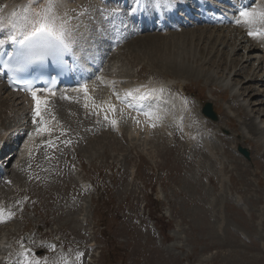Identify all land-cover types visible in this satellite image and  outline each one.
I'll return each mask as SVG.
<instances>
[{
    "label": "rangeland",
    "instance_id": "1",
    "mask_svg": "<svg viewBox=\"0 0 264 264\" xmlns=\"http://www.w3.org/2000/svg\"><path fill=\"white\" fill-rule=\"evenodd\" d=\"M78 1L70 0L72 5ZM59 4L65 9L64 2L59 0ZM192 29L201 37L195 36L185 49L171 47L167 57H159L158 45L153 49L147 42L160 34L144 33L127 43L112 61L123 78L169 81L170 92L189 101L184 113L193 114L198 123L195 128L208 131L226 174L210 162L214 160L200 154V144L187 148V142L178 137L132 133L127 134L128 140L119 141L114 135L88 133L84 140L79 133V140L71 146L73 152L42 158L44 170L35 172L33 164L32 170L26 164L9 174L16 183L27 179L25 189L31 199L29 210L14 216L4 229L27 230V244L40 254L42 264H264V82L261 76L248 82L252 75L248 68L253 63L264 69V62H259L264 53H253L247 67L238 72L241 58L246 56L244 45L251 42L231 51L229 44L239 28ZM181 32L176 33L180 36ZM217 35L224 42L217 45L216 54L210 42ZM199 48L205 54H198ZM0 90L2 136L12 123L5 120L6 101L18 102L20 113L24 105L3 86ZM251 98L254 107L247 106ZM168 100L174 108L176 103ZM202 101L212 104L216 122L201 115ZM249 121L256 130L250 128ZM238 146L246 149L249 157L241 155ZM98 164L116 168L101 172L98 187L106 182L108 188L97 200L95 195L102 188L79 194L71 174L78 169L79 181L88 173V166ZM134 167L137 178L136 174L133 178ZM127 170L132 172L130 178ZM220 172L224 174L222 183L217 179ZM88 241L93 248H88ZM20 255L12 256L6 264H36L29 251Z\"/></svg>",
    "mask_w": 264,
    "mask_h": 264
},
{
    "label": "snow or ice",
    "instance_id": "2",
    "mask_svg": "<svg viewBox=\"0 0 264 264\" xmlns=\"http://www.w3.org/2000/svg\"><path fill=\"white\" fill-rule=\"evenodd\" d=\"M38 2V0H36ZM59 0H45L44 5L36 12L30 13V5L25 6L22 22L9 20L7 25L0 21V31L7 29V35L4 39H0V49L6 45L13 46V51L7 52V59L0 58V67L6 72L13 73L19 78V74L25 73L33 66H44L51 60L54 64L62 63L66 53H72L73 46L76 44L75 28L71 24L72 17H69L65 12L63 15H58L56 8ZM163 6V2H161ZM16 16L14 12L12 14ZM236 25H243L247 29V35L253 38H264V4H256L251 7H241L238 9L237 17L234 21ZM101 79L97 77V80ZM55 84V79L51 81ZM20 91H28L33 101L32 108V123L35 127V134H51L52 129L49 127L50 121L46 119L45 113L48 112L49 101L47 96H42L40 93L55 95L52 87L36 89L33 87V82L25 79L24 87L18 88ZM84 94V107H89V101L92 102V107L106 109V112H115V105L103 102L100 105L95 104L94 98L89 96V90L86 83L79 85L77 89ZM155 89L149 90L146 94L141 93L140 89L127 91L125 97L139 98L141 100L149 99L155 93ZM162 91V90H161ZM136 94H139L138 97ZM117 100H120V95L113 92ZM68 99V97H64ZM150 119L151 112L144 113ZM105 120H108L105 114ZM158 118V117H157ZM55 121V117H52ZM113 127L117 125V121L112 119L109 121ZM155 127V125H151ZM63 135V133H61ZM29 139H32L33 133L28 134ZM48 147H53V141L46 142ZM66 143H71L67 141ZM11 216V213H8ZM4 212L0 209V222ZM27 264V262H24Z\"/></svg>",
    "mask_w": 264,
    "mask_h": 264
},
{
    "label": "bare ground",
    "instance_id": "3",
    "mask_svg": "<svg viewBox=\"0 0 264 264\" xmlns=\"http://www.w3.org/2000/svg\"><path fill=\"white\" fill-rule=\"evenodd\" d=\"M261 4H264V0H262V2H261ZM57 6H60V4L58 3V5ZM61 9L63 10H61L62 12H64V9L61 7ZM18 11L19 12H23V10L22 9H20V8H18ZM58 15H61V13H57ZM6 22H8L7 21V19H5L4 21H2V23L4 24V25H7L8 23H6ZM72 24V23H71ZM197 28H202V27H197ZM232 29H235V28H232ZM221 30H225V29H221ZM182 32H181V35L179 36V35H177V33H171L170 35H169V38H166V37H159L158 35H156V36H152V37H150L148 40H147V42L148 43H150L151 44V48H153L154 46L156 47L157 45V48H158V51H159V53H158V56L159 57H167V55H168V51L167 50H169L171 47H173V48H177V51H179L180 49H185L186 48V44H187V42L188 43H190V42H192L193 41V39H194V37L195 36H197V37H201V34H199V33H196L195 31H194V29H190V30H181ZM227 31V30H226ZM229 31V30H228ZM4 32H7V29H5L4 30ZM210 34H211V32L209 33V35H208V37L210 36ZM150 35V34H149ZM219 35V34H218ZM218 35L210 42L211 43V47L213 48V47H216V50H215V53L217 54L218 53V48H217V45H221V44H223V42H224V40H218ZM158 37V38H157ZM160 39L159 41L157 40V39ZM230 38H231V36H230ZM230 38H229V40H230ZM154 39H156V41L154 40ZM90 40V35H88V39H87V41H88V43H91V41H89ZM86 41V42H87ZM154 41V42H153ZM247 41H249L248 39H246L245 38V35H241V32H238L237 33V35L235 36V37H233V41H232V43H230L229 45H231V48H232V52L234 53V51L235 50H238V49H241L240 47H242V44L244 43V42H247ZM134 42V41H133ZM157 43H159V44H157ZM130 44V43H129ZM250 44H253L254 46H252V47H250L249 48V46L248 47H244V51H246V56H242V58H241V63H240V68H239V70H238V72H240V70H242V68L244 69V68H246L247 67V65H248V59H250L251 58V56H252V54L254 53V54H256L257 55V53L260 51V52H262V47L261 48H259V46H257V45H255L253 42H251ZM147 47V46H146ZM155 47L153 48V49H155ZM194 48L196 49V48H198V46H197V44H194ZM138 51H140V49L138 50ZM174 51V50H173ZM197 51H198V54H200V55H203V54H205L204 52V49L203 48H199V49H197ZM257 52V53H256ZM177 54V53H176ZM208 54H210V51H208ZM221 59H223V58H219V60L221 61ZM219 60H218V65H220L219 64ZM261 61H263L264 62V57H262V60H259V62H261ZM173 63H175L176 65H180V63H178V62H176V61H174ZM254 64V63H253ZM253 64H252V67H249L248 68V73L250 72V71H252V75H250V74H248V75H250L249 76V78H248V82H252L253 81V79L256 77V78H258L259 76H261V81L262 82H264V69H262V71L260 70V68H259V65H257V66H253ZM118 71V70H117ZM255 84H257V79L255 80ZM2 87V86H1ZM5 87V86H4ZM3 87V88H4ZM241 89L242 90H245L244 89V87H242L241 86ZM5 90H7V88H5ZM0 92H1V90H0ZM7 92H9V91H7ZM1 94V93H0ZM8 94V93H7ZM16 95V94H15ZM1 96V95H0ZM4 97V96H3ZM167 100V99H166ZM244 100V99H243ZM251 101H249L248 102V104H247V106H249L250 104H252L253 106L252 107H254V105H256V104H254L253 102H255V100L253 99L252 100V98L250 99ZM169 101V100H168ZM264 102V101H263ZM233 105L236 107V104L235 103H233ZM262 105H264V104H262ZM250 108L251 110L253 109V108ZM249 124H250V128L252 129V130H256L257 129V127L256 126H254V123L252 122V121H249ZM248 124V125H249ZM130 136V135H129ZM163 137V136H162ZM170 139V138H169ZM165 140V139H164ZM168 140V139H167ZM182 146V145H181ZM210 146H208V148H209ZM183 148V147H182ZM187 148H189V147H187ZM2 149V148H1ZM184 150V149H183ZM186 151H187V149H186ZM184 152V151H183ZM194 152V151H193ZM200 152H202V149L200 150ZM185 153V152H184ZM195 153V152H194ZM225 154H228V153H226L225 152ZM206 156V155H205ZM209 158L208 159H212V160H214L215 159V153L213 152V149H212V152H211V154H210V156H208ZM204 158L205 157H202L201 159H203L204 160ZM209 162V161H208ZM212 164H213V162L214 163H218V162H220V161H210ZM230 162V161H229ZM234 164H235V168L238 166L235 162H234ZM222 167V166H221ZM225 168V167H224ZM238 168V167H237ZM236 168V170H238ZM254 174V173H253ZM218 183L220 182V180L222 181V179H221V176L220 175H218ZM229 179H230V177H229ZM210 183V182H209ZM217 187V186H216ZM221 219V218H220Z\"/></svg>",
    "mask_w": 264,
    "mask_h": 264
},
{
    "label": "water",
    "instance_id": "4",
    "mask_svg": "<svg viewBox=\"0 0 264 264\" xmlns=\"http://www.w3.org/2000/svg\"><path fill=\"white\" fill-rule=\"evenodd\" d=\"M204 113H205L206 115L212 117L213 119H216L215 114L212 113L211 110H210V105H207V107H205V109H204ZM243 153H244L245 155H247V153H246L245 151H243Z\"/></svg>",
    "mask_w": 264,
    "mask_h": 264
}]
</instances>
